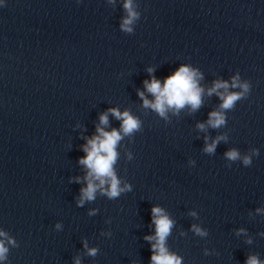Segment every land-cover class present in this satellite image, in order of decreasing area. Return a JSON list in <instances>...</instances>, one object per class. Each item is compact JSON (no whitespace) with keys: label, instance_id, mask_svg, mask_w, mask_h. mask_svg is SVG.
Listing matches in <instances>:
<instances>
[{"label":"clouds","instance_id":"1","mask_svg":"<svg viewBox=\"0 0 264 264\" xmlns=\"http://www.w3.org/2000/svg\"><path fill=\"white\" fill-rule=\"evenodd\" d=\"M127 12V16L123 19L121 29L127 33L133 31L132 25L139 17V13L134 10L133 0H125L123 5ZM151 74L153 69H148ZM202 74L188 65H181L173 74L166 77L163 85L161 81L152 77L150 81H144L145 89L150 93L154 100L150 101L145 97L144 92L138 91V95L143 101L145 108L154 110L159 116L167 118V111L174 110L179 112L185 106H190L192 111L200 108L202 104V94L204 89L199 85L198 81L202 79ZM239 88L240 91H229V88ZM223 91H220V90ZM250 92V84L247 81L241 82L239 74L232 77L231 85L227 81L217 80L213 83V86L207 90V94L211 96L216 94L221 99L218 111H212L209 113V119L207 124L212 128H220L226 123V116L224 110H231L235 104L246 99ZM114 117L121 120V127L119 130L112 129L106 131L103 127L97 126L96 135L87 139L85 145L82 146V150L86 155L79 159V163L87 169V174L84 179L87 183L86 187L81 188L80 199L77 201L78 206H83L85 201H92L95 199L96 192L99 190L101 194L106 195L109 199H115L120 196L124 191H130L131 186L127 183L121 187V181L118 179L116 172L114 171V165L118 158L117 145L123 139L124 136H131L141 128V121L133 116L128 110L123 112L116 108L108 109ZM100 125L108 124V114L103 113L100 115ZM198 128L203 130L204 124H198ZM205 138L204 151L208 154H214L217 144L226 139L224 136H218L212 140L211 143L207 142ZM259 150L256 148L251 149L250 154L241 156L237 149H230L225 152V157L229 161L242 160L245 167L251 166L252 157L258 156ZM131 159V154H129ZM76 182L80 181L79 177H76ZM257 211H260L259 209ZM152 224L155 226V235L145 236L147 241H155L151 244L152 255L150 258V264H181V258L177 255L170 253L166 247V239L170 235L173 227V220L164 212V210L158 206H154L151 209ZM93 214V213H90ZM191 215L195 216L196 213L192 212ZM60 227L59 224L56 225ZM192 230L200 235L205 236L207 233L203 231L197 225H192ZM243 231V230H241ZM0 237H4V240H0V260L7 258L6 254L9 249L5 245V240L13 247H17V242L8 234L0 230ZM250 242V241H249ZM85 248L87 243L85 242ZM97 249H88V255L95 256ZM75 264H80L79 258L76 259ZM245 264H262V262L255 255H250Z\"/></svg>","mask_w":264,"mask_h":264}]
</instances>
